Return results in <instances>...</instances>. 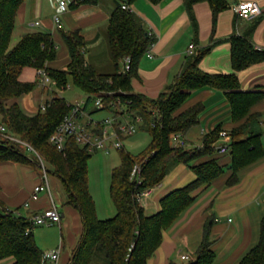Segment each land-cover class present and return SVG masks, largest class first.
<instances>
[{
	"label": "trees",
	"instance_id": "1",
	"mask_svg": "<svg viewBox=\"0 0 264 264\" xmlns=\"http://www.w3.org/2000/svg\"><path fill=\"white\" fill-rule=\"evenodd\" d=\"M25 0H0V162L38 164L39 156L45 163L47 173L58 176L69 195L68 204L79 209L84 229L77 247L73 250L69 264H147L163 241V233L193 204L192 193L211 182L226 171L217 158L196 163L205 155L220 151L218 142L222 134L220 127L205 135L201 146L189 148L176 146L173 135L185 133L198 123L204 109L198 103L178 112L193 91L203 87L223 90L231 105L232 118L243 120L242 124L226 134L230 136V154L233 170L228 183L238 180V172L264 155L262 133L256 129L261 115L250 113L251 107L264 98V91L241 89L239 76L233 73H212L201 69L200 61L209 51L203 48L193 54L176 81L157 98L134 93L132 78L138 75L142 56L156 41L145 23L123 4L131 5L137 0H122L111 13L107 34L115 70L100 73L86 64L84 49L87 42L80 30L63 31L69 49L70 61L65 70L50 68L47 63L57 55V43L50 31L24 34L11 48L16 17ZM159 3L163 0H150ZM207 1L216 23L219 13L227 7L226 0H185L187 7ZM99 0H76L71 7L81 4L97 5ZM232 66L235 71L264 61V51L255 48L246 37L231 36ZM130 58V68L122 70L124 61ZM25 67L45 69L56 81V87L66 89L73 84L87 96L85 109L97 97L106 102L105 108H94L90 114L101 110L122 116L128 114L130 122L136 116L142 121L138 129L150 135L148 146L139 154H132L124 147L121 163L111 173L110 193L116 214L101 219L97 215L96 203L89 187L88 161L91 158L86 146L75 137L67 139L61 151L53 143V136L64 117L72 112L73 103L62 95H55L46 103V108L34 115L26 114L16 101L24 94L34 91L38 81H23ZM14 100L11 104L8 101ZM14 135L20 141L10 139ZM247 135L246 138H244ZM127 136L122 137L125 139ZM25 143H23V142ZM31 146L34 150H31ZM32 153V155L29 152ZM183 163L191 167L195 180L176 188L160 200V210L148 214L139 195L159 185L174 164ZM141 166L138 179H133L135 165ZM212 220L204 228L203 240L195 253V259L169 264H213L215 250L211 240ZM30 216L25 217L8 211L0 200V261L12 258V264H48L43 261L44 251L38 246ZM260 239L240 264H264V216L261 221Z\"/></svg>",
	"mask_w": 264,
	"mask_h": 264
},
{
	"label": "crops",
	"instance_id": "2",
	"mask_svg": "<svg viewBox=\"0 0 264 264\" xmlns=\"http://www.w3.org/2000/svg\"><path fill=\"white\" fill-rule=\"evenodd\" d=\"M74 1L76 0H70ZM226 1L227 7L219 13L216 23L207 1L198 2L192 7H187L185 0H163L159 3L137 0L131 4V9L156 38L150 49L151 55L147 51L140 59L138 75L131 81L133 92L157 98L176 81L190 57L203 48H209V51L200 61L202 70L212 73L236 72L242 90L264 91V61L235 71L231 60L233 35L246 37L256 49L264 51V0H255L263 12L250 20L240 18L235 11L237 3L247 0ZM119 3L122 0H99L97 5L70 6L68 11L60 14V28L54 20L55 14L60 12L57 0H25L18 10L13 37L17 35L21 39L26 33L50 31L58 49L56 58L48 62L47 66L65 70L70 54L63 31L80 30L87 42L84 49L86 64L100 73H111L115 70V65L111 57L107 28L111 13ZM191 44L195 45L193 53H190ZM37 77V69L25 67L20 78L33 82ZM54 93H57L56 90ZM55 95L45 101L51 100ZM85 99L87 97L82 100ZM43 100V95L35 91L16 99L28 115L36 114L39 105L45 102ZM198 103L204 105L198 123L185 133H179V139H184L189 148L201 146L205 135L217 127L225 132L221 138H230L226 133L243 122L232 118L231 105L225 92L214 87L193 91L178 112ZM91 110L89 106L88 111ZM250 113L261 115L256 129L262 133L264 147V98L251 107ZM83 121H87V118H83ZM246 137L247 135L244 138ZM174 141L173 135L172 142ZM229 143L230 141L224 145ZM211 158H217L221 165L226 166V171L211 184L203 185L192 193L195 197L193 204L173 226L164 231L161 245L147 264L187 262L182 259V255H189L190 260L195 259L193 253H196L203 240L208 220H212L210 238L216 254L213 264H240L258 244L264 216V155L242 168L238 172V180L232 184L228 183L233 173L229 168L232 161L230 152L219 151L205 155L196 163ZM44 178L45 171L38 164L1 161L0 200L9 210L25 217L39 213L55 202L62 216L61 222L57 223L60 227V239L54 237L49 242L47 235L42 233L38 238L36 236V241L43 251L62 246L58 264H69L83 233V218L79 209L67 203L69 195L62 180L55 174L47 173V189L40 192L38 199H32L36 186L44 183ZM195 178L190 166L174 164L165 179L149 190L140 202L148 214H154L160 210L161 198ZM96 210L98 217L105 219L103 215H99L97 203ZM113 212L116 214V207L107 214ZM12 263V258L0 261V264Z\"/></svg>",
	"mask_w": 264,
	"mask_h": 264
},
{
	"label": "built area",
	"instance_id": "3",
	"mask_svg": "<svg viewBox=\"0 0 264 264\" xmlns=\"http://www.w3.org/2000/svg\"><path fill=\"white\" fill-rule=\"evenodd\" d=\"M58 8L60 12L56 13L54 16L55 23L57 27L61 26V17L60 14L62 12L68 11L70 9V0H57ZM123 8L131 9L130 5L123 4ZM235 11L237 15L246 20L253 19L262 14L263 10L260 4L255 0H247L241 1L235 5ZM150 33H152L150 31ZM153 44L150 46L148 53L151 55L150 49ZM195 45H190V53H193ZM130 68V58H126L124 61V65L122 70H128ZM40 84H43V87H49V84L56 87V81L52 79L45 69H41L40 72ZM87 104V99L80 100L77 103H73L72 112L66 115L63 121L57 128L52 140L53 143L57 146V148L63 151L66 148L67 139L70 136L76 138V140L82 145L86 146L90 152H96L103 149H109L110 147H114L116 149H122L124 147L123 140L120 135L130 136L137 132L138 124L142 121L140 116H136L135 122H130L128 119V114L122 116L123 119H120L119 114H109L103 119H94L88 108L85 109ZM93 104L94 108H105L106 102L102 97H97ZM90 106V105H89ZM46 107H43L45 109ZM117 115V116H116ZM87 118V121H83V118ZM120 121V123H118ZM118 124V130L116 129V125ZM6 132V127L4 125L0 126V133ZM10 139L18 140L12 135H6ZM180 135H174L175 141L174 144L176 146H184L186 145V141L184 139H179ZM179 140V141H178ZM23 142V141H22ZM25 143V142H23ZM31 150H34L31 146H29ZM231 151V148L227 145H222L220 147L221 153H228ZM39 161L42 162V168L45 171L44 183L36 186L32 199H38L40 192L47 189V172L45 169V165L43 164V159L39 156ZM141 173V166L139 164L135 165L132 171V178L138 179L139 174ZM148 194V191L139 195V199H141ZM28 205V203H27ZM8 211H12L9 210ZM14 212V211H13ZM62 219L61 212L58 209V206L55 202L49 208L42 210L39 213H35L30 216V221L32 223V227L28 228L26 233H30L32 228L37 225H52L55 223H60ZM62 252V246L51 250H45L43 253V261L48 264H58L60 256ZM182 259L189 260V255H182Z\"/></svg>",
	"mask_w": 264,
	"mask_h": 264
},
{
	"label": "rangeland",
	"instance_id": "4",
	"mask_svg": "<svg viewBox=\"0 0 264 264\" xmlns=\"http://www.w3.org/2000/svg\"><path fill=\"white\" fill-rule=\"evenodd\" d=\"M19 39L20 38H17V35H14V37H12L11 48L18 43ZM40 70L41 69H37L38 77L36 80L38 81L39 85H37L34 91L43 95V99H44L43 101L51 97L53 94L62 95L71 103H77L83 98L87 97L82 90H80L73 84L68 85L66 89H60L50 84L49 87H43V84H40L39 81ZM55 90L57 93H54ZM13 101L14 100L8 101V104H11ZM47 101L42 102L39 105V110L43 109V107H46ZM90 108L93 109L92 103L90 104ZM107 115L108 114L107 112H105V110H101L96 113H93L92 117L94 119H103ZM0 120H1V114H0ZM118 123H120V121H118ZM137 124L139 125L140 123ZM115 125H116V129L118 130V124ZM14 137L17 138L16 136ZM119 137L122 138L124 137V135L119 134ZM17 139L20 140L19 138ZM229 141L230 138L227 137L221 138L220 141L218 142V145L220 146L224 145V143H228ZM149 142H150V135L148 134V132H146L143 129H140L139 127L136 133L127 136L123 140L124 150L132 154H139L148 146ZM29 153L32 155L31 152ZM120 163H121V150L116 149L114 147L92 152L91 158L88 161L90 191L93 195V198L96 200L95 203H97L98 205L99 215L100 216L103 215L104 216L103 218L105 219L115 215V212H113L112 214H107V213H109L110 209H112V211L115 210V204L112 201L111 193H110V182H111V173L113 168L119 166ZM40 164L42 167V162H40ZM43 164L45 165L44 162ZM33 231L35 237L37 236V238L42 233L46 234L48 237L47 240H49V242L50 240H53L54 237H56V239L58 238V240L60 239V227L59 224L57 223L52 225H37L33 227ZM193 254L195 255V253ZM97 263L99 264L101 262L99 261Z\"/></svg>",
	"mask_w": 264,
	"mask_h": 264
}]
</instances>
